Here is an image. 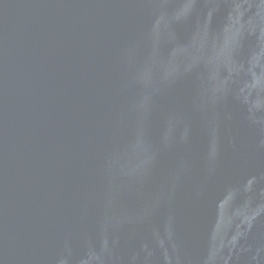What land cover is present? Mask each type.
Instances as JSON below:
<instances>
[{
    "label": "water",
    "instance_id": "1",
    "mask_svg": "<svg viewBox=\"0 0 264 264\" xmlns=\"http://www.w3.org/2000/svg\"><path fill=\"white\" fill-rule=\"evenodd\" d=\"M0 264H264V0H0Z\"/></svg>",
    "mask_w": 264,
    "mask_h": 264
}]
</instances>
